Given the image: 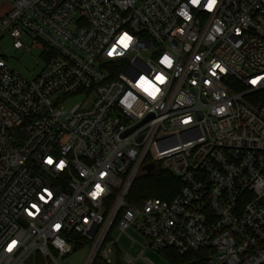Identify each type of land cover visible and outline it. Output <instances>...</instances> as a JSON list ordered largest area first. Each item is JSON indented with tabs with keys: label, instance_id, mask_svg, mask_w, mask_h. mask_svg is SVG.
I'll use <instances>...</instances> for the list:
<instances>
[{
	"label": "built area",
	"instance_id": "built-area-1",
	"mask_svg": "<svg viewBox=\"0 0 264 264\" xmlns=\"http://www.w3.org/2000/svg\"><path fill=\"white\" fill-rule=\"evenodd\" d=\"M5 1L1 30L45 65L28 78L0 56V264H62L72 233L84 264L111 263L114 227L264 264V0ZM150 163L182 187L137 207Z\"/></svg>",
	"mask_w": 264,
	"mask_h": 264
},
{
	"label": "rangeland",
	"instance_id": "rangeland-1",
	"mask_svg": "<svg viewBox=\"0 0 264 264\" xmlns=\"http://www.w3.org/2000/svg\"><path fill=\"white\" fill-rule=\"evenodd\" d=\"M2 1L5 0H0V2ZM5 2L9 5L8 10H10V3L8 1ZM0 56L4 57L14 70L28 78L37 76L45 65V59L42 57L40 50L34 49L32 51H27L24 49H15L12 38L6 32L1 30V24ZM82 100L83 98L81 96H77L70 101L69 105L72 106ZM156 165L163 168L161 163H157ZM141 170L142 168L140 171ZM117 238L118 243L111 245L112 252L110 254V264L116 262L118 251L121 253V262L123 264L125 263L123 262L122 257L125 253H128L134 258L132 264H169L160 251H155L149 246L144 249V244L148 242L134 229L131 228L127 233L121 234L120 230L114 227L111 239L116 240ZM88 253V248L72 252L62 259V264H84Z\"/></svg>",
	"mask_w": 264,
	"mask_h": 264
},
{
	"label": "trees",
	"instance_id": "trees-1",
	"mask_svg": "<svg viewBox=\"0 0 264 264\" xmlns=\"http://www.w3.org/2000/svg\"><path fill=\"white\" fill-rule=\"evenodd\" d=\"M257 102H264V97ZM181 187L182 183L174 173L156 165L155 170L151 172L143 169L139 172L127 196V201L137 207L142 206L145 200L149 198H160L165 201H170L178 194ZM114 225H116V220ZM71 236L74 240L81 241L80 244L75 246V250L81 247L85 248L90 243L89 240L78 234L72 233ZM160 252L164 255L169 264H209L208 258L203 251L181 254L173 248H168ZM93 264L110 263H107L100 255H97ZM114 264H123L121 262L120 251H118L117 259Z\"/></svg>",
	"mask_w": 264,
	"mask_h": 264
},
{
	"label": "clouds",
	"instance_id": "clouds-1",
	"mask_svg": "<svg viewBox=\"0 0 264 264\" xmlns=\"http://www.w3.org/2000/svg\"><path fill=\"white\" fill-rule=\"evenodd\" d=\"M192 2H193L194 4H199V0H192ZM215 3H216V0H209L208 4H207V6H206L207 9H208L209 11H212L213 8H214ZM185 15H186V14H185ZM93 194L99 195V194H100V191L97 189L96 192L93 193ZM15 243H16V242L13 241L12 244L9 245V247H8L7 250H8V251H12L13 247H15Z\"/></svg>",
	"mask_w": 264,
	"mask_h": 264
},
{
	"label": "snow or ice",
	"instance_id": "snow-or-ice-1",
	"mask_svg": "<svg viewBox=\"0 0 264 264\" xmlns=\"http://www.w3.org/2000/svg\"><path fill=\"white\" fill-rule=\"evenodd\" d=\"M128 40H129V38H128L127 36L122 37L120 43H121L124 47H127V46H128V45H127V41H128ZM110 55H111V53H110ZM165 60L167 61V58H165ZM169 63H170V62H169ZM217 67H219V65H217ZM161 81H162V78H161ZM252 83L255 84L256 81H253ZM48 163H52V161L49 159ZM97 189H98L100 192L102 191V189L100 188L99 185H97ZM93 196L95 197V196H97V195H96V194H93ZM57 227H59V225H57Z\"/></svg>",
	"mask_w": 264,
	"mask_h": 264
},
{
	"label": "crops",
	"instance_id": "crops-1",
	"mask_svg": "<svg viewBox=\"0 0 264 264\" xmlns=\"http://www.w3.org/2000/svg\"><path fill=\"white\" fill-rule=\"evenodd\" d=\"M8 8L9 5L7 4V2H0V18L3 17L9 11Z\"/></svg>",
	"mask_w": 264,
	"mask_h": 264
},
{
	"label": "water",
	"instance_id": "water-1",
	"mask_svg": "<svg viewBox=\"0 0 264 264\" xmlns=\"http://www.w3.org/2000/svg\"><path fill=\"white\" fill-rule=\"evenodd\" d=\"M155 168H156V165L154 163H150V164L144 165L142 167L143 170H146L148 172L155 170ZM31 260H32V257L29 258V261H31Z\"/></svg>",
	"mask_w": 264,
	"mask_h": 264
}]
</instances>
